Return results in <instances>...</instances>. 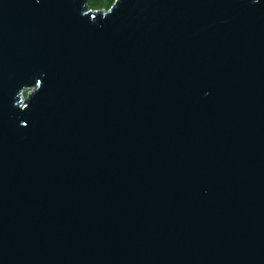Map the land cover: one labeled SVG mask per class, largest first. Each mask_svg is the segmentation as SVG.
<instances>
[{"label": "water", "instance_id": "1", "mask_svg": "<svg viewBox=\"0 0 264 264\" xmlns=\"http://www.w3.org/2000/svg\"><path fill=\"white\" fill-rule=\"evenodd\" d=\"M0 264H264V0H0Z\"/></svg>", "mask_w": 264, "mask_h": 264}, {"label": "rangeland", "instance_id": "2", "mask_svg": "<svg viewBox=\"0 0 264 264\" xmlns=\"http://www.w3.org/2000/svg\"><path fill=\"white\" fill-rule=\"evenodd\" d=\"M90 9L93 10H108L109 7L115 2V0H87ZM30 89L23 91V96H27Z\"/></svg>", "mask_w": 264, "mask_h": 264}, {"label": "trees", "instance_id": "3", "mask_svg": "<svg viewBox=\"0 0 264 264\" xmlns=\"http://www.w3.org/2000/svg\"><path fill=\"white\" fill-rule=\"evenodd\" d=\"M115 1H116V0H115ZM114 4H115V2H114V3H113V4H112L110 7H109V9H110V8H112V6H113ZM92 10H93V9H92ZM20 98H21V100H22V103H24V102H25V100L27 99V98H26V99L24 100V98H23V97H20Z\"/></svg>", "mask_w": 264, "mask_h": 264}]
</instances>
